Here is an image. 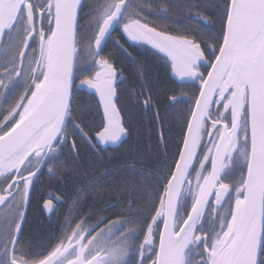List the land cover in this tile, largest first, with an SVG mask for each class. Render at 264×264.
Instances as JSON below:
<instances>
[{
    "label": "snow or ice",
    "instance_id": "obj_1",
    "mask_svg": "<svg viewBox=\"0 0 264 264\" xmlns=\"http://www.w3.org/2000/svg\"><path fill=\"white\" fill-rule=\"evenodd\" d=\"M133 46L191 85L169 98L189 101L175 151L128 164L114 202L98 191L110 170L45 192L81 142L102 159L128 135L117 63L153 106ZM80 91L98 97L87 122ZM33 200L57 217L39 239L24 237ZM0 264H264V0H0Z\"/></svg>",
    "mask_w": 264,
    "mask_h": 264
},
{
    "label": "trees",
    "instance_id": "obj_2",
    "mask_svg": "<svg viewBox=\"0 0 264 264\" xmlns=\"http://www.w3.org/2000/svg\"><path fill=\"white\" fill-rule=\"evenodd\" d=\"M84 2L88 4L89 0H84ZM212 2L213 0H201V3L209 7ZM173 30H176L175 26H173ZM130 51H133V55L139 53L138 59L145 64L144 71L148 75L149 83L153 88V106L145 109L143 100L147 95L146 92L140 96L139 102L132 98L133 91L137 93L140 91V81L134 73L132 63L128 60H121L117 63V68L122 69L125 78V82L119 85L120 104L118 107L123 109L121 115L125 126L128 128V135L118 145L106 147L100 153L102 159L81 142L79 156L69 158V163L76 171L71 173L65 181L53 182L51 187H48L49 181L45 183L43 189L45 192H55L61 188L70 192L74 183L79 186L81 181H86V177H91L93 173L99 176L106 170H110L111 176L104 178L102 181L103 186L98 191L105 194L104 201L106 203L114 202L118 196V192L115 191L117 185L122 184L132 175L130 171H124L128 164L139 161L141 163L137 170L143 169L147 172L148 169L161 164L165 155L170 156L175 151L176 142L180 138L184 127L177 118V112L186 109L189 101L184 98L180 103L169 107V98L173 95L184 97L187 94L190 96L191 86L183 85L178 79H175L170 68L152 52L137 49L134 46L130 48ZM97 102L96 97L85 93V91L77 93L78 113L85 117L86 122L97 111ZM165 108H167V111H165ZM157 111L160 113L161 120L153 119ZM100 112L102 113L101 109ZM109 181H114V183H109ZM96 199L97 197L93 193L89 197L88 203H92ZM40 220L41 218L38 217L28 219L26 229L28 228L29 231L26 232L25 238L36 237L39 239L50 235L48 229L41 224Z\"/></svg>",
    "mask_w": 264,
    "mask_h": 264
},
{
    "label": "flooded vegetation",
    "instance_id": "obj_3",
    "mask_svg": "<svg viewBox=\"0 0 264 264\" xmlns=\"http://www.w3.org/2000/svg\"><path fill=\"white\" fill-rule=\"evenodd\" d=\"M175 79H177V78H175ZM85 93H87V92L85 91ZM42 180L44 182V185H45V183L48 182V178L46 176L42 177ZM40 203L42 204V201ZM34 214H35V216L33 217ZM36 217L41 218V220H40L41 224L45 225V227L48 229V232L51 234V232L56 227L57 217L55 215H53L52 218L49 219L48 214L46 212L41 211L40 207L37 206L35 200H33L32 205L28 209L27 221H26V223L24 225V236L27 234L26 232L29 231L28 228L26 229V225L28 223V219L29 220L32 219V218L35 219ZM111 217L112 216H110L109 219ZM111 219H113V218H111ZM91 222H94V218H93V221H91ZM105 223H107V221H105Z\"/></svg>",
    "mask_w": 264,
    "mask_h": 264
},
{
    "label": "water",
    "instance_id": "obj_4",
    "mask_svg": "<svg viewBox=\"0 0 264 264\" xmlns=\"http://www.w3.org/2000/svg\"><path fill=\"white\" fill-rule=\"evenodd\" d=\"M87 92V91H86ZM87 93H89V92H87ZM97 98V101H98V97H96ZM98 103V102H97ZM101 111H102V109H101ZM126 137H124L123 138V140L125 139ZM113 146H115V145H113ZM108 147V146H107Z\"/></svg>",
    "mask_w": 264,
    "mask_h": 264
},
{
    "label": "rangeland",
    "instance_id": "obj_5",
    "mask_svg": "<svg viewBox=\"0 0 264 264\" xmlns=\"http://www.w3.org/2000/svg\"><path fill=\"white\" fill-rule=\"evenodd\" d=\"M173 75V74H172ZM174 76V75H173ZM175 77V76H174ZM175 78H177V77H175ZM178 79V78H177Z\"/></svg>",
    "mask_w": 264,
    "mask_h": 264
}]
</instances>
